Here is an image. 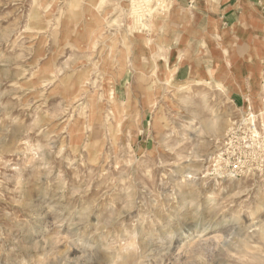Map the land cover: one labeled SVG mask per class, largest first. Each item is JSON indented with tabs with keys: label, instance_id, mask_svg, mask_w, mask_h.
Returning a JSON list of instances; mask_svg holds the SVG:
<instances>
[{
	"label": "rangeland",
	"instance_id": "1",
	"mask_svg": "<svg viewBox=\"0 0 264 264\" xmlns=\"http://www.w3.org/2000/svg\"><path fill=\"white\" fill-rule=\"evenodd\" d=\"M179 1L0 0V264H264V26L177 82Z\"/></svg>",
	"mask_w": 264,
	"mask_h": 264
},
{
	"label": "crops",
	"instance_id": "2",
	"mask_svg": "<svg viewBox=\"0 0 264 264\" xmlns=\"http://www.w3.org/2000/svg\"><path fill=\"white\" fill-rule=\"evenodd\" d=\"M190 3V5H189ZM177 9L185 12L187 18V29L189 30V62L176 68L175 80L185 82L191 76L198 75L205 71L208 63L204 57L209 52L205 43L209 39L222 37L226 39L242 38L245 36L255 39L260 31L254 28L253 24L259 23L264 26V0H182L178 2ZM261 34V33H260ZM256 44L250 42L243 48H238L239 52H254ZM236 49H228L235 51ZM247 54L243 56V63L239 61V68H252L262 66L257 64L256 55ZM264 57V56H263ZM211 62L212 60H207ZM223 64L221 61L218 65ZM238 102H243V96L235 93Z\"/></svg>",
	"mask_w": 264,
	"mask_h": 264
},
{
	"label": "bare ground",
	"instance_id": "3",
	"mask_svg": "<svg viewBox=\"0 0 264 264\" xmlns=\"http://www.w3.org/2000/svg\"><path fill=\"white\" fill-rule=\"evenodd\" d=\"M255 221H258V219L255 220ZM253 222H254V221H253ZM262 222H263V220H262ZM253 224H258V225H259V226H258V229L261 228V227H260L261 224H259L258 222H257V223H253ZM246 225H247V224H246ZM242 226H243V225H242ZM261 226H262V228H264V227H263L264 225H261ZM245 227H246V226H245ZM255 227H257V225H252V224H251L248 230H251V231H252L253 229H255ZM262 228H261V229H262ZM240 229H241V228H240ZM240 229H238V232H239ZM242 230H244V232L246 231L245 228L242 229ZM255 231H256V229H255ZM261 231H262V230H261ZM236 232H237V231H236ZM238 232H237V233H238ZM247 232H248V233H253V232H249V231H247ZM258 232H259V231H258ZM263 232H264V231H263ZM237 233H236V234H237ZM255 233H256V232H255ZM231 234H232V233H231ZM234 234H235V233H234ZM239 234H240V232H239ZM245 234L247 235L246 232H245ZM260 234H261V233H260ZM263 234H264V233H263ZM263 234H262V235H263ZM243 235H244V234H243ZM250 235H251V234H250ZM250 235L248 234L247 236L250 237ZM232 236H233V235H232ZM234 237H235V236H234ZM239 237H240V235H239ZM243 237H244V236H243ZM232 238H233V237H232ZM236 238H237V237H236ZM240 238H241V237H240ZM240 238H238V239H240ZM230 239H231V236H230ZM230 239H229V240H230ZM234 239H235V238H234ZM246 239H249V238L246 237ZM229 240H228V241H229ZM241 240H242V238H241ZM249 240H251V239H249ZM230 241L233 242V240H230ZM219 243H220V242H219ZM237 243H238V242H237ZM231 244H232V243H231ZM235 244H236V243H235ZM240 244H241V242H240ZM244 244H246V243L244 242ZM226 245H227V244H226ZM229 245H230V242H229ZM241 245L244 246L243 243H242ZM87 246H88V245H87ZM245 246H247V244H246ZM227 247H228V245H227ZM248 247H249V246H248ZM235 248H236V247H235ZM245 248H247V247H245ZM246 252H248V251H246ZM146 253H147V251H146ZM147 254H148V253H147ZM121 256H122V255H121ZM122 259H123V258H122ZM124 259H126V258H124ZM131 259H132V258H131ZM128 260H129V259H128ZM224 261H225V260H224ZM123 262H124V261H123ZM108 263H109V262H108ZM111 264H112V263H111ZM113 264H114V263H113Z\"/></svg>",
	"mask_w": 264,
	"mask_h": 264
}]
</instances>
